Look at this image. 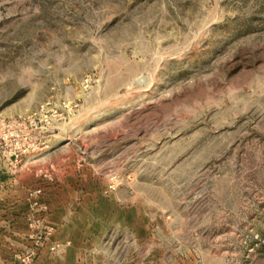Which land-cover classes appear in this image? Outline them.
<instances>
[{
    "label": "rangeland",
    "instance_id": "rangeland-1",
    "mask_svg": "<svg viewBox=\"0 0 264 264\" xmlns=\"http://www.w3.org/2000/svg\"><path fill=\"white\" fill-rule=\"evenodd\" d=\"M2 170L16 264H264V0H0Z\"/></svg>",
    "mask_w": 264,
    "mask_h": 264
},
{
    "label": "crops",
    "instance_id": "crops-1",
    "mask_svg": "<svg viewBox=\"0 0 264 264\" xmlns=\"http://www.w3.org/2000/svg\"><path fill=\"white\" fill-rule=\"evenodd\" d=\"M30 178V170L0 172V264H16V251L31 238L27 219L34 187Z\"/></svg>",
    "mask_w": 264,
    "mask_h": 264
}]
</instances>
